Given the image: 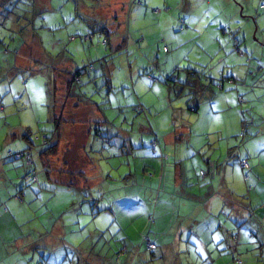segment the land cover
Wrapping results in <instances>:
<instances>
[{
    "label": "rangeland",
    "instance_id": "1",
    "mask_svg": "<svg viewBox=\"0 0 264 264\" xmlns=\"http://www.w3.org/2000/svg\"><path fill=\"white\" fill-rule=\"evenodd\" d=\"M262 5L0 0V263L103 264L125 245L118 263L139 252L152 264H264ZM212 106L223 111L208 118ZM57 131L55 154L41 158L51 140H39ZM20 150L34 168L5 158ZM189 217L195 232L169 243L159 222Z\"/></svg>",
    "mask_w": 264,
    "mask_h": 264
},
{
    "label": "trees",
    "instance_id": "2",
    "mask_svg": "<svg viewBox=\"0 0 264 264\" xmlns=\"http://www.w3.org/2000/svg\"><path fill=\"white\" fill-rule=\"evenodd\" d=\"M261 8H262V10H264V5H262L261 6ZM236 48H238V44H236ZM73 80L75 81V78H73ZM69 83H70V81H69ZM68 88H69V86H68ZM237 100H238V103L239 104H243L244 103V100H243V98L242 97H238L237 98ZM62 116V115H61ZM62 122H64L63 121V117H61V118H58L57 116L56 117H54V123L56 124V126H57V128H59L60 129V126H62ZM248 123H249V121H248V119L247 118H244V119H242V126H241V128H242V131H241V136H244V135H246L247 134V126H248ZM64 125V124H63ZM251 125V124H250ZM58 129V130H59ZM96 132V131H95ZM97 133H99V132H97ZM44 136V135H43ZM50 138V139H49ZM48 139L49 140H51V144L50 145H48V146H46L45 148H43L44 149V151H43V153H41L40 155H41V158H47V157H49V156H51V155H53V154H55V152H56V147L59 145V143H60V141H61V139H62V137H61V133H60V131H57V133L53 136V137H48V136H44V137H42V139L41 140H39L40 142H41V145H46V143L48 142ZM151 142H154L155 144H154V147H152V145H151ZM156 144H157V141L156 140H150V142H149V146H150V149H151V151L152 152H155V149H156ZM153 148H154V150H153ZM54 149H55V152H54ZM6 157H15V158H20V157H22V158H24V160H25V165L27 166V167H29V168H34V159L32 158V155H31V153H30V151L28 150V151H25V150H20V151H17V152H12V151H8V152H6V154H5V158ZM243 160H245L246 161V163H247V167H242L241 165V168L242 169H250V166H249V163H248V161H247V159L246 158H244V159H242V160H240V164H241V161H243ZM143 171H144V173H145V176L146 177H150L149 176V173H148V171L146 170V168L145 169H143ZM152 175H154V172L152 173ZM154 177H155V175H154ZM1 178V177H0ZM31 178H32V181H37V176H36V172H35V169H32V171H31ZM14 199H18V195H16L15 197H14ZM149 225L151 224H154L155 223V221L153 220V218H149L148 219V222H147ZM148 225V226H149ZM148 226L140 233V237H141V240H142V243H143V245H144V247H145V249L147 250V251H152L154 248H155V242H154V239H152L153 238V234H155L154 233V231L152 230V229H149L148 228ZM151 232H153V234H151ZM2 234V233H1ZM151 235H153V236H151ZM1 236V235H0ZM3 238L1 237V242H3L4 241V239L2 240ZM147 240H149L152 244H153V248H148L147 247ZM0 242V243H1ZM3 243H5V242H3ZM2 244V243H1ZM4 248V246L2 247V249ZM5 249V248H4ZM2 251V250H1ZM126 246L124 245L122 248H119L118 249V251H117V253H116V257L117 258H112V259H107V258H105L104 260H102L103 261V264H123L122 262L121 263H118L117 261H116V259H118V258H122V257H125V256H127V253H126ZM18 254L16 255V256H18V255H21L22 253H20V251L18 252V251H16ZM16 260H17V258H16ZM18 260H19V258H18ZM241 260L239 259V258H236V259H234V262H233V264H241ZM17 263H19L20 264V261H18ZM21 264H25L23 261H21Z\"/></svg>",
    "mask_w": 264,
    "mask_h": 264
},
{
    "label": "crops",
    "instance_id": "3",
    "mask_svg": "<svg viewBox=\"0 0 264 264\" xmlns=\"http://www.w3.org/2000/svg\"><path fill=\"white\" fill-rule=\"evenodd\" d=\"M256 70H260V67H257L256 68ZM225 71H222V78H226V79H228V82H226L228 85H229V87H232V86H234V84H232L236 79H235V77H234V75H233V71L231 70V71H229L228 73H224ZM189 74V73H188ZM223 74H226L225 76L223 75ZM183 73L180 75V74H178L177 75V78L178 79H180V78H182L183 77ZM208 78V83H209V85H212V82H215L216 81V78H217V76H210V77H207ZM186 83L187 82H191V80H190V78L189 77H187L185 80H184ZM203 79H201V78H199L197 81H195V84L201 89L202 88V86H204L203 85ZM217 82V81H216ZM247 82H248V76H246L244 79H243V83L244 84H247ZM211 87V86H210ZM209 87V90H207L205 93L207 94V95H209L211 98H216L215 97V95H213L214 94V92L212 91L213 89L212 88H210ZM246 87V86H245ZM221 89L223 88L222 86L220 87ZM239 97V96H238ZM237 97V98H238ZM213 100V99H212ZM211 100V101H212ZM210 101V102H211ZM237 103H238V100H237ZM208 103H203V104H200V105H194V107H192V108H195V109H199V108H202V106H206ZM197 106V107H196ZM188 111H190L189 110V108H188ZM194 111V110H193ZM220 111H223L222 109H220V108H218V107H216V106H212V109H207V111H205V112H203V113H205L206 114V116L209 118V117H212L214 114H216V113H218V112H220ZM197 113V112H196ZM251 124V123H250ZM255 125H253V128L255 129ZM258 127H262V126H258ZM256 130V129H255ZM183 133H185V134H187L188 133V127H185V128H183L182 129V133L181 134H183ZM177 135H179V134H173V135H170V138L168 139V141L171 143L172 142V144H175L176 143V141L177 140H179V139H181V138H178L177 137ZM151 140H153V139H151ZM154 140H156V139H154ZM157 141V140H156ZM187 146V145H186ZM243 159V158H242ZM247 159V158H246ZM178 166L180 165V163H178L177 164ZM154 172V171H153ZM155 174V173H154ZM175 175H176V173L173 175V178L175 177ZM179 176V175H178ZM247 178V177H246ZM260 184V182H258L257 184H256V188L258 187V186H260L259 185ZM263 188V186L261 185V189ZM190 196H192L194 199H200L201 200V198L200 197H196V195H194V194H190ZM194 209V208H193ZM193 219H196L195 217H192ZM192 218H190L189 217V219H188V221L186 222V224L183 226V220L182 221H176V222H172V221H160L159 222V227H160V229L161 228H165L166 229V231L168 232V233H166V234H168L169 235V238H171L170 239V241H169V243L170 242H175V241H181V238H182V236H183V234H185V235H187L188 233H189V231L191 230V231H193V232H195V224L194 223H196L197 224V222H193V220H192ZM184 220H186V218H184ZM166 223L169 225L168 227H167V225H166ZM168 228H169V230H168ZM187 230V231H186ZM155 232V231H154ZM192 232V233H193ZM191 234V233H190ZM179 237V238H178ZM155 239H157V234L155 233V237H154ZM178 238V239H177ZM10 246H12V245H10L9 244V246H7V247H10ZM7 247L6 246H4V248L2 249V251L4 252V253H8V252H10V250L9 249H7ZM171 248H167V250H170ZM165 253V252H164ZM18 253H16L15 255H17ZM134 254H136L135 256H137V257H135V258H131L130 259V264H152L151 262L150 263H147V261H143V260H141L138 256L140 255L139 254V252L137 253H134ZM128 255V254H127ZM133 256V255H132ZM18 257H19V255L17 256V259H18ZM1 262V261H0ZM21 262V261H20ZM1 264V263H0ZM2 264H4L3 262H2ZM124 264H127V263H124Z\"/></svg>",
    "mask_w": 264,
    "mask_h": 264
},
{
    "label": "built area",
    "instance_id": "4",
    "mask_svg": "<svg viewBox=\"0 0 264 264\" xmlns=\"http://www.w3.org/2000/svg\"><path fill=\"white\" fill-rule=\"evenodd\" d=\"M154 144H155L154 142H151L152 147H154ZM153 150H154V148H153ZM240 165L242 167H247V163H246L245 160L241 161V164ZM147 247L148 248H153V244L149 240H147Z\"/></svg>",
    "mask_w": 264,
    "mask_h": 264
}]
</instances>
